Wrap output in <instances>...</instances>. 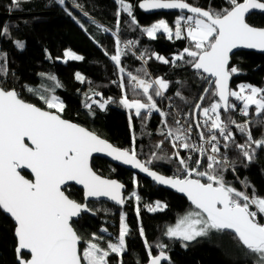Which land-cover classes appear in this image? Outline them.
I'll return each instance as SVG.
<instances>
[{
  "label": "snow or ice",
  "instance_id": "6c2138e0",
  "mask_svg": "<svg viewBox=\"0 0 264 264\" xmlns=\"http://www.w3.org/2000/svg\"><path fill=\"white\" fill-rule=\"evenodd\" d=\"M56 2L65 5V0ZM10 3L13 10H18L21 0H10ZM117 3L121 11L132 17V23H137L133 16V5L126 0H117ZM228 3L229 7L220 10L203 9L187 0H143L139 3V7L145 10H181L182 14L174 21V30L167 21L161 19L143 28V32L151 39H156L157 33L163 32L169 40L175 37L177 40L188 39L191 42L192 47H185L171 62L184 61L196 70L197 75L207 74L202 78L209 87L204 88L203 92L218 97L208 107H202L201 103L194 106L203 117L202 122H196V129H200L201 124L207 126V138L200 131L201 143L189 142L193 132L192 124L185 127L180 119L175 120L177 127L168 126L169 113L162 111L155 99L163 97L169 87L163 78L149 80L127 72L132 91L142 93L146 101L130 100L127 95L119 101L124 108L134 109L137 117L145 113L148 116L152 112L159 113L165 118L162 123L167 128V133L162 131L161 135L172 138L173 148H183L206 156L205 170H200L201 159H194L191 155L181 157L177 151L174 156L183 175L166 177L158 174L148 167L151 160L141 162L137 158L135 148L116 147L87 128L64 119L62 113L65 105L58 96L39 95V99L47 106L46 110L26 102L15 89L0 86V210L10 214L15 221L19 264H110L111 254L118 257L117 264H123L122 257L127 251L126 237L129 234L125 216L121 215L116 242H108L104 247L99 243L104 238L94 233L91 239L84 241L85 246L81 249L83 238L74 228L77 222L74 218L89 209L87 204L77 202L65 194L68 182L74 181L83 186L85 198L108 197L119 205L125 203L122 198L124 185L116 180L105 179L93 170L90 160L94 153H105L116 161L146 173L155 182L168 185L186 195L193 207L179 217L174 226L167 228L165 235L169 238L192 242L197 238L208 237L211 233L230 232L246 250L245 255L252 258L253 264H264V222L258 219V215L264 219V196L255 191L251 194L240 191L225 180L224 172L229 167L234 170V164L228 160L226 153H221V141L216 134L218 132L219 137L223 138L224 149L234 145L248 161L254 158L256 149H264V135L259 139L254 138L249 128L251 122L238 123L231 115L222 118L221 114V109L224 113L236 110L237 106L230 101V97H234L242 102L239 108L242 116H249L253 106L256 116H264V88L251 84H240L238 90L229 87L231 77L240 71L236 66L230 67V54L233 50L243 47L264 51V28L252 26L246 20V15L252 10L264 11V0H228ZM184 10L190 15L185 16ZM119 15L120 12H117ZM102 30L108 31L107 28ZM7 34L8 26L0 27V35ZM16 43L17 47L23 48L22 42ZM115 43L116 51L110 59L119 73L124 74L121 57L125 53L120 47L119 38ZM132 43L128 42L129 45ZM104 54L108 55L107 51ZM64 57L65 62L84 59L70 50L64 52ZM140 58L143 59V56ZM156 59L165 64L170 63L159 55H156ZM0 74L6 75L3 65H0ZM75 75L77 80L84 82L85 78L79 72ZM49 79L55 81L56 77L49 76ZM59 86L57 82L56 87ZM119 86L125 88L123 75ZM28 91L35 92L32 88H28ZM176 95L181 94L177 92ZM87 99L92 100V97L88 96ZM199 99L203 101L205 95ZM110 102L111 98L102 103L92 100V103H99L101 109ZM86 107L91 110L92 104H86ZM131 119L129 116L130 126ZM255 123L264 125V119ZM230 125H235L246 136L243 144L235 142ZM162 143L156 147L159 148ZM207 146H210L211 154H208ZM153 157L156 158L155 153ZM25 169L30 170L33 179L22 174ZM132 196L139 202L140 197L136 192ZM146 207L148 211L155 212L162 211L167 205L157 201L154 206ZM136 213L139 217V207ZM102 231L107 232V229ZM139 231L143 236L142 227ZM145 245L149 248L148 264H162V261L169 260L165 245H156L160 249L158 255H152L151 246L146 240ZM24 251L29 254L28 258L23 255Z\"/></svg>",
  "mask_w": 264,
  "mask_h": 264
},
{
  "label": "trees",
  "instance_id": "16d2710c",
  "mask_svg": "<svg viewBox=\"0 0 264 264\" xmlns=\"http://www.w3.org/2000/svg\"><path fill=\"white\" fill-rule=\"evenodd\" d=\"M65 1L68 7L60 5L56 0H21L18 10H13L10 0H0V27L8 26V34L0 35V65L4 66L6 72V75L0 74V86L15 89L24 100L46 109L47 106L39 99V95H56L65 105L62 113L64 118L86 126L117 147L135 148L137 157L144 162L151 160L148 164L150 168L168 176H182L183 172L174 156L175 152L178 151L180 156L185 158L189 155L194 159L201 158L189 150L172 147V138L161 135L162 131L167 133V128L162 123L165 118L159 113L152 112L150 116L145 113L137 117L134 109H126L119 103L124 95L130 100L146 101L142 93L136 94L132 91L127 72L149 80L163 78L169 87L163 97L155 99L158 107L169 113L168 126L177 127L175 120L180 118L185 127L190 123L193 131L196 133L203 131L205 136H208L207 126L201 124V128L196 129V122H202L203 117L199 110L197 117L195 116L194 106L201 103L202 107H206L214 100H218V97L203 92L204 88L209 87L202 78L206 77L205 74L197 75L196 70L184 61L171 62L172 58L185 47H192L191 42L188 39L177 40L175 37L169 40L163 32L157 33L156 39H151L143 32V28L160 19L167 21L174 30V21L182 13L148 14L139 9L138 4L142 0H126L133 5V16L137 21L134 24L132 17L120 10L117 0ZM187 2L203 9L220 10L230 6L228 0ZM70 9L76 10L84 17L83 27L72 13L69 15ZM117 12H120L119 17ZM118 19L121 36L139 40L140 51L148 58L144 64L134 53L125 50L121 57V66L125 68L124 74L119 73L115 63L110 59V56L115 54L117 45L109 28H117ZM247 20L254 26L264 27L263 13H253ZM103 28H107L108 31H103ZM17 41L23 43V48L17 47ZM66 50H71L84 59L67 62L59 60L64 58ZM105 51L108 55L104 54ZM156 55L168 59L170 63L165 64L157 60ZM185 59L188 57L185 56ZM231 66L240 69L232 76L231 89L236 88L239 83L264 88L263 53L237 51L232 55ZM77 72L85 78L83 83L76 79ZM122 75L125 84L123 89L119 86ZM49 76H55L56 80L49 79ZM57 82L60 84L59 87H56ZM28 88L34 89L35 92L28 91ZM177 92L181 95L177 96ZM204 94L205 99L200 101L199 97ZM88 96L99 103L108 98H111L112 102L101 109L99 103H92V100L87 99ZM230 101L237 107L242 106V102L235 100L234 97H231ZM168 102L172 104V108H168ZM86 104H92L91 110ZM76 108L79 109V113L75 112ZM221 114L222 118L231 115L238 123L251 122L249 128L256 139L264 135V125L255 123L264 119V116H256L254 106L247 117L236 110L224 113L221 109ZM129 116L132 117L131 126ZM230 131L236 143L245 142L246 136L240 133L235 125H230ZM161 141L163 143L157 148L156 145ZM192 141L191 134L189 142ZM223 143L222 140L221 153H226L228 160L234 164V170L229 167L224 172L225 180L240 191H247L249 194L255 191L258 195L264 196V149H256L254 158L248 161L234 145L226 150L222 147ZM153 153L156 158L153 157ZM201 161L200 170H205L206 157ZM92 165L99 174L122 181L127 190L122 207L105 201L88 203L95 215L84 214L74 224V228L83 238L81 249L85 246L84 241L91 239L94 233L104 238L99 241L104 247L108 242H116L123 214L129 226V234L126 237L127 251L122 257L123 264H145L149 260V248L145 245V240L151 246L152 255L160 251L156 245L166 246L164 250L169 255V261L164 264H253L252 258L245 255L246 250L230 232L211 233L208 237L197 238L192 242H182L165 235L167 228L174 225L179 217L193 207L186 196L157 186L154 182L116 166L104 158H95ZM23 173L31 177L30 174ZM66 192L76 201L84 202L82 189L70 185ZM133 192L140 197L139 202L132 196ZM157 201L166 204L167 207L162 211H148L146 206ZM137 207L140 209L139 217L136 213ZM15 227L13 220L0 210V228L6 232V237L0 232V264H19ZM141 227L144 230L143 236L139 231ZM103 229H107V232L102 231ZM23 255L26 258L29 256L26 253ZM117 260L115 254L110 255V264H117Z\"/></svg>",
  "mask_w": 264,
  "mask_h": 264
},
{
  "label": "water",
  "instance_id": "95a60500",
  "mask_svg": "<svg viewBox=\"0 0 264 264\" xmlns=\"http://www.w3.org/2000/svg\"><path fill=\"white\" fill-rule=\"evenodd\" d=\"M141 2H143V0L142 1H140L139 3H141ZM243 2V1H242ZM138 6H139V4H138ZM139 9L142 11V12H144V13H148V14H150V13H159V12H163V13H169V12H177V13H181V10H179V9H149V10H145V9H142V8H140L139 7ZM184 14H187V15H190V13H188L186 10H184V12H183ZM253 13H263L264 14V11H261V10H252L249 14H247L246 15V20L248 19V17L251 15V14H253ZM247 22H248V20H247ZM249 23V22H248ZM250 24V23H249ZM250 25H252V24H250ZM252 26H254V25H252ZM255 27H258V28H264V27H259V26H255ZM240 50H247V51H255V52H258V53H263L264 54V51H261V50H259V49H248V48H243V47H241V48H237V49H234L233 50V53L232 54H230L231 55V59H232V55L234 54V53H236L237 51H240ZM231 59H230V63H231ZM206 76H207V74H205ZM210 79H214V78H210ZM231 81H232V77H231V79H230V81H229V87L231 88ZM16 91V90H15ZM205 95V94H204ZM23 99V98H22ZM230 100H231V97H230ZM26 102H28V103H32V104H34V105H36V106H38V107H41V106H39V105H37V104H35V103H33V102H30V101H27V100H25ZM41 108H43V107H41ZM43 109H46V108H43ZM47 110V109H46ZM197 113H198V110H196L195 111V116L197 117ZM64 118V117H63ZM64 119H67V118H64ZM67 120H70V121H72V122H74V123H77V122H75V121H73V120H71V119H67ZM77 124H79L80 126H82V127H85V128H87L86 126H84V125H82V124H80V123H77ZM88 130H90L89 128H87ZM90 131H92V130H90ZM92 132H94V131H92ZM95 133V132H94ZM97 134V133H96ZM98 135V134H97ZM100 136V135H99ZM101 138H103V139H105V140H107L109 143H111V144H113L111 141H109L108 139H106V138H104V137H102V136H100ZM114 145V144H113ZM114 146H116V145H114ZM117 147V146H116ZM120 148V147H119ZM121 149H123V148H121ZM95 158H104V159H106V160H108L110 163H112V164H114V165H116V166H120V167H123V168H125V169H128V170H130V171H132V172H134L135 174H137L138 176H141V177H143V178H145V179H148V180H150V181H152V182H154L157 186H160V187H163V188H166V189H169V190H172V191H175V192H178L176 189H174V188H172V187H170V186H168V185H161V184H159V183H157V182H155L151 177H149L146 173H143V172H141L139 169H137V168H134V167H132L131 165H125V164H123L122 162H120V161H116V160H114V159H112L111 157H109V156H107L105 153H94L93 154V156H92V158H91V160H90V164H91V166H92V168H93V160L95 159ZM139 160H141L139 157H137ZM141 162H144L143 160H141ZM149 167V166H148ZM150 168V167H149ZM151 170H153V171H156L158 174H162V175H164V176H166V177H171V176H168V175H165V174H163V173H161V172H159V171H157V170H155V169H153V168H150ZM93 170L98 174V175H100L101 177H103V178H105V179H111V180H116V181H118L119 183H122L123 185H124V188L122 189V198L125 200V196H126V190H127V186L122 182V181H120V180H118V179H116V178H112V177H107V176H104V175H101V174H99L94 168H93ZM23 172H26V173H28V174H30V176L31 177H28V176H26ZM22 174L23 175H25V177L26 178H28V179H33V177H32V175H31V173H30V170H27V169H25V170H22ZM70 185H74V186H76V187H78V188H80V189H82L83 191H84V189H83V186L82 185H78V184H76L74 181H70V182H68V185L66 186V188L68 187V186H70ZM178 193H180V192H178ZM66 195H68V193L66 192L65 193ZM180 194H182V195H184V196H186L185 194H183V193H180ZM70 197V196H69ZM71 198V197H70ZM71 199H73V198H71ZM73 200H75V199H73ZM99 201H105V202H108V203H110V204H113V205H115V206H117V207H122L123 205H119V204H117L115 201H112L110 198H108V197H98V198H95V197H90V198H85V195H84V202H80V203H82V204H87V206H88V209H89V211H85V212H82L81 213V216L80 217H77V218H74V220H76V221H78L84 214H91V215H95L93 212H92V210L90 209V207H89V205H88V203L89 202H99ZM78 202V201H77ZM4 212V211H3ZM5 213V212H4ZM7 216H9L12 220H13V222L15 223V221H14V219L10 216V214H7V213H5ZM15 226H16V224H15ZM16 236V235H15ZM17 238V237H16ZM82 242H83V240H82ZM17 243H18V241H17ZM82 244V243H81ZM24 253H26V254H28L27 253V251H24ZM159 254V253H158ZM158 254H156V255H158ZM29 255V254H28ZM166 255L169 257V255L166 253ZM26 258V257H25ZM169 260H167V261H162V264H164V263H166V262H168ZM148 262H149V260L145 263V264H148Z\"/></svg>",
  "mask_w": 264,
  "mask_h": 264
},
{
  "label": "built area",
  "instance_id": "2783aa9c",
  "mask_svg": "<svg viewBox=\"0 0 264 264\" xmlns=\"http://www.w3.org/2000/svg\"><path fill=\"white\" fill-rule=\"evenodd\" d=\"M110 32L114 35L115 39L117 40V38H119V40L121 41V44H120V47L121 49H123V51L125 50H129L131 51L132 53H134L144 64L147 63V57L144 56V54L140 51V41L139 40H136V39H126V38H123L120 34V29L117 30V28H114V29H110ZM131 41L133 42L131 45L128 44V42ZM143 56V59H141L140 57ZM168 108H172V104L170 102H168ZM209 106V105H208ZM206 106V107H208ZM239 108L240 107H237L236 108V111L239 112ZM240 113V112H239ZM180 119V118H179ZM183 122L182 119H180ZM187 127V126H186ZM218 138L220 139V141L223 140L222 137H219V134L218 132L216 133ZM192 136H193V141L192 143H196V144H199L201 143L200 139H199V133H196L195 131L192 132ZM207 138V136H206ZM209 148V153L208 154H211L210 153V146H207ZM194 154L198 155L201 159L205 158L206 156H200V154L198 152H193ZM255 210V208L253 209ZM259 219L261 220V222H264V219H262L259 215H258Z\"/></svg>",
  "mask_w": 264,
  "mask_h": 264
},
{
  "label": "rangeland",
  "instance_id": "374dc122",
  "mask_svg": "<svg viewBox=\"0 0 264 264\" xmlns=\"http://www.w3.org/2000/svg\"><path fill=\"white\" fill-rule=\"evenodd\" d=\"M65 6H67L68 7V5H67V2L65 1ZM70 11H71V13L73 14V16L78 20V22L80 23V24H82L83 26L85 25V19H84V17H82L76 10H73V9H70ZM180 16V15H179ZM185 16H187V15H185ZM161 20V19H160ZM158 22V21H157ZM151 26V25H150ZM150 26H148V27H150ZM171 26V25H170ZM172 27V26H171ZM66 51H68V50H66ZM71 51V50H70ZM78 55V54H77ZM65 57L64 58H60L59 60H61V61H65ZM241 83H239L238 84V86L240 85ZM238 86L236 87V88H233V90H238ZM255 86V85H254ZM75 112L76 113H79V109L78 108H76V110H75ZM161 203V202H160ZM156 203H154L153 204V206L155 205ZM162 204V203H161ZM125 216V215H124ZM175 225V224H174ZM174 225H172V226H174ZM0 232L2 233V235L4 236V237H6V232H5V230L4 229H2V228H0Z\"/></svg>",
  "mask_w": 264,
  "mask_h": 264
}]
</instances>
